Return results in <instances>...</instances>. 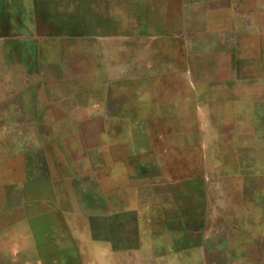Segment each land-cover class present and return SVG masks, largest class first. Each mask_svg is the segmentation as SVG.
I'll return each instance as SVG.
<instances>
[{"label":"rangeland","instance_id":"374dc122","mask_svg":"<svg viewBox=\"0 0 264 264\" xmlns=\"http://www.w3.org/2000/svg\"><path fill=\"white\" fill-rule=\"evenodd\" d=\"M111 6L0 0V179L32 185L28 238L1 245L0 264H264V224L236 226L232 201L249 183L263 187V180H248V167L254 158L257 166L264 162V101L256 100L253 115L240 117L237 105L209 100L207 111L190 119V134L168 133L161 123L147 127L143 117L105 116L103 86L91 74L111 56L105 50L114 40L101 36L120 22ZM259 25L263 31L264 17ZM262 38H241L251 45L241 53L244 62L264 66ZM212 62L208 84L198 86L202 93L264 99L263 70L250 84H224ZM222 72L230 81V72ZM169 138L179 145L205 141L207 161L193 146L186 187L195 196L190 202L183 194L176 203L164 199L153 210L146 191H128V169L115 159L132 149L143 156L150 150L157 163L131 169L149 182L161 179L173 169L158 163L172 155ZM122 189L127 194L120 197ZM206 189L218 209L215 194H223L222 220L219 212L206 218L197 211Z\"/></svg>","mask_w":264,"mask_h":264},{"label":"crops","instance_id":"0c3cea01","mask_svg":"<svg viewBox=\"0 0 264 264\" xmlns=\"http://www.w3.org/2000/svg\"><path fill=\"white\" fill-rule=\"evenodd\" d=\"M98 2L104 5L105 11L107 5L111 4V12L120 14L118 26L113 31L101 35L114 40V44L107 46L105 50L111 54L110 59L101 60L97 71L91 74L93 78L98 79L97 84L103 86L105 116L143 117L146 118L147 127L158 126L161 123L168 128L166 129L168 133L178 134L183 131L190 134L192 132L190 119L193 116H202L203 112L207 111L209 100L237 105L236 110L240 117L253 115L258 104L256 100L264 101L250 94H245L246 98H240L243 96L241 94L221 96L218 93H202L198 88L202 84H208L209 59L213 61L214 69H221L219 74L224 84H250L257 77H261L264 66H258L253 60L244 62L245 57L241 55L245 49L251 47L250 44H241L242 37L264 38V29L260 32L257 30L260 27V20L264 17V6L258 4L256 0H98ZM91 3L95 4V1ZM222 70L225 75L230 72L231 76L228 78L230 81L224 80ZM235 71L238 73L235 74ZM240 101H246L243 110L239 109ZM259 114L264 116L263 112ZM164 116L171 119L162 122L161 118ZM199 130L201 131L200 128ZM150 131L158 130L154 128ZM169 140L172 155L165 158V161L158 158V163L173 169L170 174L165 173L161 179L152 178V182H149L144 174L131 169L140 164H156L150 150L143 156L136 149H132V152L115 159L117 164L128 169L129 179L132 181L131 190L128 191L132 192L134 189L146 191L147 196L151 198L153 210L163 207L164 199L176 203L181 194L189 198L190 202L196 192L186 187L188 180H191L186 174L192 169L191 151L194 146L192 140L189 139L183 145L176 144L173 138ZM180 146L187 155L177 154V148ZM194 147L203 150L204 159L207 161L205 141L201 140ZM253 148L256 149V146ZM252 155L254 157V151ZM199 164H202L201 156ZM258 164L260 166H257L255 158L251 160L248 167L251 179L248 180L264 181V162ZM239 174L242 175V172ZM161 185L165 187L161 188ZM31 187V182L15 184L0 179V246H12L18 240L28 238L32 213ZM246 192L250 193V197ZM126 194L127 190L126 192L123 189L119 190L120 197ZM209 195L206 189V196L199 200L203 207L199 205L197 211L206 218L209 213L219 212L222 220L223 194L219 191L215 194V203L220 209L208 202ZM232 201L235 205L233 222L236 226L244 229L246 224L254 226L258 223L264 224V183L263 187L249 183L243 193L233 194ZM184 207L185 205L182 206ZM152 217L153 221L159 220L158 216ZM261 259L264 260V254Z\"/></svg>","mask_w":264,"mask_h":264}]
</instances>
